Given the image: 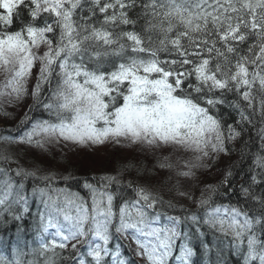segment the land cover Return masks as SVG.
<instances>
[{
	"label": "snow or ice",
	"instance_id": "snow-or-ice-1",
	"mask_svg": "<svg viewBox=\"0 0 264 264\" xmlns=\"http://www.w3.org/2000/svg\"><path fill=\"white\" fill-rule=\"evenodd\" d=\"M0 264H264V0H0Z\"/></svg>",
	"mask_w": 264,
	"mask_h": 264
},
{
	"label": "trees",
	"instance_id": "trees-1",
	"mask_svg": "<svg viewBox=\"0 0 264 264\" xmlns=\"http://www.w3.org/2000/svg\"><path fill=\"white\" fill-rule=\"evenodd\" d=\"M3 124H4V121H3V119H2V118H0V127H2V126H3Z\"/></svg>",
	"mask_w": 264,
	"mask_h": 264
}]
</instances>
